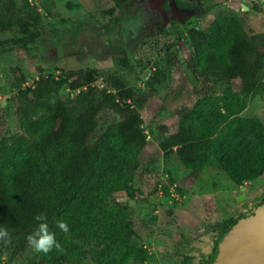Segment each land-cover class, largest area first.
Instances as JSON below:
<instances>
[{
  "label": "trees",
  "instance_id": "16d2710c",
  "mask_svg": "<svg viewBox=\"0 0 264 264\" xmlns=\"http://www.w3.org/2000/svg\"><path fill=\"white\" fill-rule=\"evenodd\" d=\"M175 1L193 6L189 0ZM258 2L264 5V0H256V7ZM131 17L124 10L123 17L116 16L106 27ZM74 28V23L69 25V40L75 36L84 42ZM0 31L13 33L0 39V52L28 48L45 35L43 15L30 0H0ZM114 32L125 33L124 26ZM188 33L193 46L189 63L200 81L198 99L192 107L179 109L174 131L159 124L155 139L165 155L175 154L191 168V179L213 167L244 185L264 174V123L238 116L244 99L220 97L215 87L236 80L242 96L264 94V31L248 30L240 14L221 12L206 29L191 27ZM159 57L144 88L96 68L71 69L56 77L43 68L32 73L17 66L20 76L11 82L16 91L9 100L22 131L0 136V228L9 231L12 241L0 242V264H5L6 251L20 256L23 264H70L79 253L70 236L98 239L102 264H123L135 254L137 249L125 241L131 224L122 216L130 202L116 201L121 207L117 213L108 198L116 190L135 196L130 183L141 174L139 158L149 136L141 111L180 61L170 47ZM152 64V58L145 63ZM109 110L120 112L119 123L108 121ZM262 204L223 225L203 264H210L232 226ZM40 212L63 251L37 253L29 245L26 237L37 227L34 217ZM59 220L67 222L68 233L56 226ZM136 254L143 260L152 257L146 251Z\"/></svg>",
  "mask_w": 264,
  "mask_h": 264
},
{
  "label": "rangeland",
  "instance_id": "374dc122",
  "mask_svg": "<svg viewBox=\"0 0 264 264\" xmlns=\"http://www.w3.org/2000/svg\"><path fill=\"white\" fill-rule=\"evenodd\" d=\"M30 1L43 15L45 35L28 48L15 46L0 52V136L22 131L16 108L9 100L16 91L11 82L20 76L19 66L32 73L43 68L56 77L66 76L71 69L96 68L101 74L117 73L144 88L154 72V63L164 56L166 48L178 52L179 63L141 111L149 136L139 158L141 174L130 183L135 196L116 190L109 194L108 203L118 213L119 197L135 200L124 208L122 216L131 224L125 241L137 251L123 264H203L219 240L223 225L242 212L250 214L264 201V174L246 181L245 188L213 167L191 179V168L177 155H165L155 133L163 123L174 131L180 120L179 109L192 107L198 99L195 91L200 81L189 63L193 54L189 29H206L219 13L232 12L243 16L248 30L264 31V5L258 2L260 7H256V0H189L192 7H182L175 0H145L144 4L142 0ZM124 10L132 17L107 29L116 16L123 17ZM72 23L74 34L79 33L84 42L75 40V36L69 40ZM122 25L125 33H112ZM134 25L138 27L132 31ZM12 36L10 31H0L2 40ZM150 58L153 64L146 67ZM97 83L102 85V80ZM215 92L220 97L231 94L244 99L237 115L259 118L264 123V94L244 97L236 80L218 84ZM107 113L109 122L121 121L120 112ZM241 194L246 195V210L238 200ZM70 242L79 251L70 264H102L98 239L70 236ZM138 250L152 257L143 260L136 254ZM2 261L23 264L22 258L11 251L3 254Z\"/></svg>",
  "mask_w": 264,
  "mask_h": 264
},
{
  "label": "water",
  "instance_id": "95a60500",
  "mask_svg": "<svg viewBox=\"0 0 264 264\" xmlns=\"http://www.w3.org/2000/svg\"><path fill=\"white\" fill-rule=\"evenodd\" d=\"M242 187L245 188L244 185ZM245 197L241 194L238 200L246 210L249 205ZM118 200L135 203L128 196ZM210 264H264V204L232 226L221 239Z\"/></svg>",
  "mask_w": 264,
  "mask_h": 264
},
{
  "label": "clouds",
  "instance_id": "9594fccd",
  "mask_svg": "<svg viewBox=\"0 0 264 264\" xmlns=\"http://www.w3.org/2000/svg\"><path fill=\"white\" fill-rule=\"evenodd\" d=\"M125 27H129V25L126 24ZM136 27H138V25L132 26L131 30L135 31ZM34 219L39 223L34 231L26 237L29 245L34 251L44 254H48L53 248L57 251H63L62 246L56 240L55 233L49 231L46 214L44 212L37 213ZM56 226L64 233L69 232V226L67 222L63 220L57 221ZM0 242L6 245L12 242L11 235L6 228H0Z\"/></svg>",
  "mask_w": 264,
  "mask_h": 264
},
{
  "label": "flooded vegetation",
  "instance_id": "af4514ba",
  "mask_svg": "<svg viewBox=\"0 0 264 264\" xmlns=\"http://www.w3.org/2000/svg\"><path fill=\"white\" fill-rule=\"evenodd\" d=\"M208 1V0H207ZM209 1H211V0H209Z\"/></svg>",
  "mask_w": 264,
  "mask_h": 264
}]
</instances>
